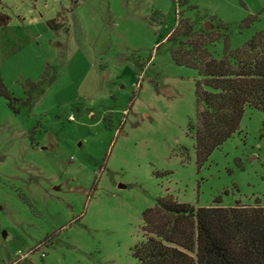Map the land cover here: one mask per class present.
<instances>
[{
  "label": "rangeland",
  "instance_id": "374dc122",
  "mask_svg": "<svg viewBox=\"0 0 264 264\" xmlns=\"http://www.w3.org/2000/svg\"><path fill=\"white\" fill-rule=\"evenodd\" d=\"M0 14V264H136L142 213L166 193L264 205V111L198 162V72L170 36L181 15L238 48L264 30V0H0Z\"/></svg>",
  "mask_w": 264,
  "mask_h": 264
},
{
  "label": "trees",
  "instance_id": "16d2710c",
  "mask_svg": "<svg viewBox=\"0 0 264 264\" xmlns=\"http://www.w3.org/2000/svg\"><path fill=\"white\" fill-rule=\"evenodd\" d=\"M8 19L0 14V25ZM223 25L196 29L190 18L178 15L170 35L179 38L171 49L174 62L198 72L192 126L198 162L239 130L247 108L264 111V30L231 48ZM220 40L218 57L210 47ZM0 94L10 97L1 76ZM142 219V239L132 250L136 264H264L260 203L197 207L166 193Z\"/></svg>",
  "mask_w": 264,
  "mask_h": 264
},
{
  "label": "water",
  "instance_id": "95a60500",
  "mask_svg": "<svg viewBox=\"0 0 264 264\" xmlns=\"http://www.w3.org/2000/svg\"><path fill=\"white\" fill-rule=\"evenodd\" d=\"M213 27H214V25L211 24V23H207V24L204 26L205 29H212ZM119 186H120V187H123L124 185L120 184Z\"/></svg>",
  "mask_w": 264,
  "mask_h": 264
},
{
  "label": "built area",
  "instance_id": "2783aa9c",
  "mask_svg": "<svg viewBox=\"0 0 264 264\" xmlns=\"http://www.w3.org/2000/svg\"><path fill=\"white\" fill-rule=\"evenodd\" d=\"M69 119L72 120V119H73V115H70V116H69Z\"/></svg>",
  "mask_w": 264,
  "mask_h": 264
}]
</instances>
